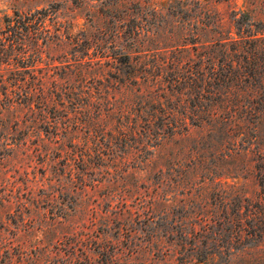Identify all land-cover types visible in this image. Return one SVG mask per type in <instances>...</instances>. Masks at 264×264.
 Segmentation results:
<instances>
[{"label":"rangeland","instance_id":"374dc122","mask_svg":"<svg viewBox=\"0 0 264 264\" xmlns=\"http://www.w3.org/2000/svg\"><path fill=\"white\" fill-rule=\"evenodd\" d=\"M50 1L0 0V264H264V39L252 78L225 40L264 0H147L176 11L97 44L83 10L17 26Z\"/></svg>","mask_w":264,"mask_h":264},{"label":"trees","instance_id":"16d2710c","mask_svg":"<svg viewBox=\"0 0 264 264\" xmlns=\"http://www.w3.org/2000/svg\"><path fill=\"white\" fill-rule=\"evenodd\" d=\"M205 1L207 2L206 4H209L210 0ZM200 2L201 1L199 0L198 3ZM144 3H147V0H144L143 2H141V0H51L48 7L37 9L34 14H22L23 17L21 16L17 21V26L20 24L23 27H28L27 24L32 21L38 20V23H40L44 19H52L51 16H54L56 12L63 7L65 9H72L73 11L83 10L86 12V20L90 24L89 26L93 28V32H90L89 28H87V37L84 43L94 41V43L97 44L98 42H106L108 40L114 43L121 37H134V35L138 33L137 25L134 26V23L137 22L143 11H146L147 13V10L148 12H151L152 10L155 17L161 15L163 10L169 11L172 15L176 11L170 3L159 2L158 4H147V6ZM185 6L188 7V5ZM190 9L191 8L189 7L188 10ZM15 12L16 14H20L19 11ZM206 14L209 19L212 20L213 14L210 12V9L206 10ZM239 15L240 17H238ZM211 20L209 21L210 23H208L210 25L213 24ZM72 26V29L77 27L75 24H72ZM234 26L240 41H236L232 35H228V38L225 39L227 41L226 43L234 42L240 44V49H234L236 52L235 54L239 51L242 52L241 57L246 60L250 66L247 75L252 78L253 75H251V72L254 71L253 67L258 64L257 61L259 59L257 41L260 39L258 36L261 34L263 36L262 39H264V31H262V33H259L260 31L254 33L253 26H255V24L251 19V14L248 12L235 11ZM68 37L75 43L80 42L79 38L74 36L71 32L68 33ZM194 64L193 61L188 60L184 63L183 61L171 62L167 66L174 72L172 75H179L177 77H180L185 72L186 74L188 73L191 75L190 72L193 69Z\"/></svg>","mask_w":264,"mask_h":264}]
</instances>
